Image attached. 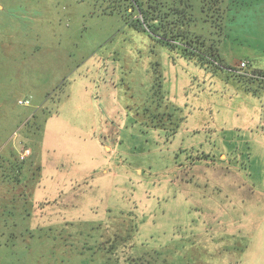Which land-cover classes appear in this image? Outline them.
<instances>
[{"label": "rangeland", "instance_id": "rangeland-1", "mask_svg": "<svg viewBox=\"0 0 264 264\" xmlns=\"http://www.w3.org/2000/svg\"><path fill=\"white\" fill-rule=\"evenodd\" d=\"M0 3V20L15 27H0V174L8 163L30 177L10 178L13 188L0 181V199L14 203L11 213L0 212V227L15 243L10 253L0 252L8 255L5 264H264L257 255L245 262L237 256L242 253L232 262L219 259L211 228L214 196L211 207L206 202L214 178L205 183L199 177L203 159L216 150L166 144L183 110L166 101L164 89L168 69L191 71L188 62L208 75L228 69L240 80L251 79L246 60L233 71L246 47L231 41L234 34L248 43L258 39L264 0H223L222 13L211 8L209 15L196 14L190 34L167 46L145 23L139 29L125 22L134 16L125 0ZM104 86L126 111L117 131L105 123L109 102L90 98L103 95ZM92 143L101 144L103 164L102 155H89ZM121 149L140 157L125 163ZM43 172L83 178L76 182L77 211L64 210L67 198L61 214H41L55 227H41L38 207L29 206H37L43 192L35 188Z\"/></svg>", "mask_w": 264, "mask_h": 264}, {"label": "crops", "instance_id": "crops-1", "mask_svg": "<svg viewBox=\"0 0 264 264\" xmlns=\"http://www.w3.org/2000/svg\"><path fill=\"white\" fill-rule=\"evenodd\" d=\"M6 1L8 2V0ZM3 9L0 3V13ZM2 22L3 25L0 27H5L4 31L15 29L9 19ZM261 31L258 34V39L252 40V42L239 40L238 37L242 36L239 34H234V39L231 41L232 44H241L242 46L244 44L246 47L243 48L244 55L239 60L234 59V63L231 65L233 71L238 62L246 60L248 62L247 69L253 75L251 79L240 80L228 69H221L215 75H208L204 70L188 62L187 65L191 67V71L185 72L183 69L181 73L172 72L171 74L168 69L164 86L166 101L172 106H181L183 110V121L175 135L169 137L166 144L173 146V149L212 146L216 150L213 151L215 155L212 158L209 156L207 159H203L204 168L199 177L205 183L210 181V177L214 178V192L207 195L208 200L206 201L211 207L214 196L213 206H215L211 228L215 229V237H211L214 239L213 245L216 249L221 248L219 259L229 262H232L236 253H242L237 256L245 262L249 256L264 258V30ZM251 36L252 34H248L246 39ZM194 74H198V81L193 83ZM105 90H108L106 86H104L103 95L90 96V98L91 100L100 98L109 102L107 108L110 116L105 123L108 127H112L110 132L117 131L124 125L126 111H119V104H115L116 99H111L112 96ZM191 96L193 100L190 101ZM117 97L119 98V96ZM167 113L171 114V112ZM100 126L102 129L101 124ZM95 133L92 135L94 136ZM96 137L98 138V136ZM151 137L149 138L150 144H153L151 147L156 149L154 144L157 138ZM94 141L98 143L97 140L94 139ZM100 143L102 144L101 141ZM121 143L117 144L119 148ZM101 144L92 143L94 149L89 151L94 153V155H89L96 156V160L103 156ZM118 147L117 149H119ZM105 149L114 151L115 147L111 148L105 145ZM123 151L121 149L123 158L124 156L128 157L125 159V163L128 159H131L133 163L131 156L140 157V155H129ZM105 158L104 155L102 164L105 162ZM5 165H7L5 168H8V171L0 174V181L4 180L6 182L4 186L6 185L7 188H13L9 184L10 178L18 180L19 177H22L29 180V176L14 173L10 168L11 164L6 163ZM103 172L107 176V170L104 169ZM79 180L82 181L83 178H66L59 173L51 172L38 174L36 179L38 183L35 188L43 187V192H40V197L36 200L37 206L36 204L29 206L30 208L38 207L34 213L37 218L41 219L39 222L41 227L56 226V222L45 218L61 214L63 200L69 202L64 204L68 207L64 209L67 213L77 211L78 185L76 182ZM109 181L111 180L109 179ZM72 197H75V200L72 201ZM67 198L70 199L67 200ZM11 207H14L13 202L7 203L0 199V212L11 213ZM73 208L75 209L73 210ZM29 211L30 209L27 212ZM20 212H24V210L21 209ZM47 212L51 213L46 215ZM8 228L11 229L10 226H7ZM60 228L61 224H59L58 230ZM202 230L204 229L200 226L199 231ZM53 239L55 242L56 236L53 235ZM13 244L15 243L11 242L5 229L0 227V252L10 253L9 248ZM7 254L0 255V264H5V260L8 258ZM215 254L218 255L217 252Z\"/></svg>", "mask_w": 264, "mask_h": 264}, {"label": "trees", "instance_id": "trees-1", "mask_svg": "<svg viewBox=\"0 0 264 264\" xmlns=\"http://www.w3.org/2000/svg\"><path fill=\"white\" fill-rule=\"evenodd\" d=\"M125 1L130 3L134 15L125 17V22L139 29L141 27L140 25H143V23H145L148 27V30L150 31L149 34L153 35L157 42L162 43L166 46L170 43L171 39L175 40L179 37H187V35L190 34L191 28L189 27L194 21L196 14L209 15L211 8H213L212 13L215 9L217 13H222L223 9V5L221 4L223 0ZM220 7H222V9ZM153 20L156 21L157 24H154V22L150 23V21ZM147 22L149 24H147ZM173 43L176 45L175 42ZM184 46L186 45L184 44ZM184 48L188 47L186 46Z\"/></svg>", "mask_w": 264, "mask_h": 264}, {"label": "built area", "instance_id": "built-area-1", "mask_svg": "<svg viewBox=\"0 0 264 264\" xmlns=\"http://www.w3.org/2000/svg\"><path fill=\"white\" fill-rule=\"evenodd\" d=\"M241 66H243V67L245 66V62H244V61H243V62H241Z\"/></svg>", "mask_w": 264, "mask_h": 264}]
</instances>
